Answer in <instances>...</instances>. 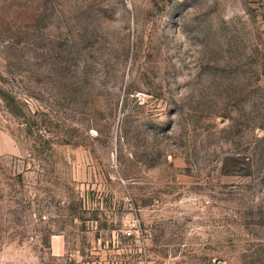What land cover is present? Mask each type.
<instances>
[{
	"label": "rangeland",
	"instance_id": "rangeland-1",
	"mask_svg": "<svg viewBox=\"0 0 264 264\" xmlns=\"http://www.w3.org/2000/svg\"><path fill=\"white\" fill-rule=\"evenodd\" d=\"M264 264V0H0V264Z\"/></svg>",
	"mask_w": 264,
	"mask_h": 264
},
{
	"label": "built area",
	"instance_id": "built-area-1",
	"mask_svg": "<svg viewBox=\"0 0 264 264\" xmlns=\"http://www.w3.org/2000/svg\"><path fill=\"white\" fill-rule=\"evenodd\" d=\"M143 264H154V263L150 262V261H145V262H143Z\"/></svg>",
	"mask_w": 264,
	"mask_h": 264
}]
</instances>
